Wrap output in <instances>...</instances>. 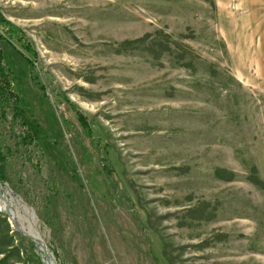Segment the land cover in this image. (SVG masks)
Listing matches in <instances>:
<instances>
[{
    "label": "rangeland",
    "instance_id": "1",
    "mask_svg": "<svg viewBox=\"0 0 264 264\" xmlns=\"http://www.w3.org/2000/svg\"><path fill=\"white\" fill-rule=\"evenodd\" d=\"M260 3L0 0L45 88L7 50L40 145L18 149L0 126V193L48 248L0 197V264H264Z\"/></svg>",
    "mask_w": 264,
    "mask_h": 264
},
{
    "label": "trees",
    "instance_id": "2",
    "mask_svg": "<svg viewBox=\"0 0 264 264\" xmlns=\"http://www.w3.org/2000/svg\"><path fill=\"white\" fill-rule=\"evenodd\" d=\"M2 43H5L8 49L0 46V126H3V124H8V134L10 138L15 140V144L17 145L18 149L23 148L24 151L27 152L30 146L37 148V146L40 145L39 127L33 117L27 114L24 101L22 100L18 90L20 82L18 81L17 84L14 70L5 58V53L7 50H12L28 64L29 77L32 79L34 85L38 86L42 93L45 88L44 86L38 84L39 82L36 76L32 75L37 65L35 59L37 56L36 52L31 48L29 41L24 36V33L14 24L8 22L0 14V45H2ZM64 101L67 104L73 106V104L68 102L66 98H64ZM76 113L78 116L77 120L81 125V128L86 129L89 133H91V128L89 127L87 120L85 121L79 110H77ZM8 115H10V120L7 118ZM18 125L22 126V131L16 134L13 129ZM10 152L11 150L9 147H5L4 153L3 147L0 146L1 183H5L8 180L6 167L8 159L7 157ZM28 154L29 153H26V155ZM38 156L40 157V153ZM27 158L30 159L29 156H27ZM30 246L32 248L33 244L30 243Z\"/></svg>",
    "mask_w": 264,
    "mask_h": 264
},
{
    "label": "bare ground",
    "instance_id": "3",
    "mask_svg": "<svg viewBox=\"0 0 264 264\" xmlns=\"http://www.w3.org/2000/svg\"><path fill=\"white\" fill-rule=\"evenodd\" d=\"M1 197H3L4 199L3 209H5L6 212L11 215V220L16 223V229L22 234L25 233V235L32 238L35 243L39 245V248L42 252H47L48 248L44 244V241L41 239L39 230L36 228L34 219L32 218L33 213L31 212V210L18 201L16 202L17 207H14V200L9 201L8 199H6V197ZM25 223H27V226H25ZM48 264H54V262L49 261Z\"/></svg>",
    "mask_w": 264,
    "mask_h": 264
},
{
    "label": "water",
    "instance_id": "4",
    "mask_svg": "<svg viewBox=\"0 0 264 264\" xmlns=\"http://www.w3.org/2000/svg\"><path fill=\"white\" fill-rule=\"evenodd\" d=\"M2 190V186H1V183H0V191ZM5 194V193H4ZM2 195L0 194V197H1ZM18 232V231H17ZM21 234V233H20ZM23 236H25V237H27V238H29L27 235H25V233H23L22 234ZM34 244H35V241L33 240V239H31V238H29ZM50 261V259H47V262H45V261H42V263L43 264H48V262Z\"/></svg>",
    "mask_w": 264,
    "mask_h": 264
},
{
    "label": "crops",
    "instance_id": "5",
    "mask_svg": "<svg viewBox=\"0 0 264 264\" xmlns=\"http://www.w3.org/2000/svg\"><path fill=\"white\" fill-rule=\"evenodd\" d=\"M261 5H264V3H260Z\"/></svg>",
    "mask_w": 264,
    "mask_h": 264
}]
</instances>
